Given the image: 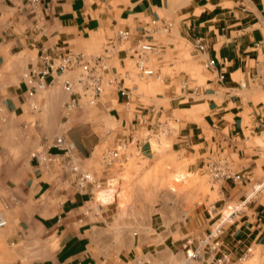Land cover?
Segmentation results:
<instances>
[{"label":"crops","instance_id":"0c3cea01","mask_svg":"<svg viewBox=\"0 0 264 264\" xmlns=\"http://www.w3.org/2000/svg\"><path fill=\"white\" fill-rule=\"evenodd\" d=\"M28 1L0 0V163L7 161L9 167L3 170L17 172L9 176L13 177L12 185L2 188L0 193V211L11 223L3 235L6 242L3 239L0 242V264H178L180 254L195 249L194 244L220 218L226 205L241 203L256 187L259 190L251 196L241 215L225 227L222 241L227 264H235L245 253L253 259H262L264 153L260 149L252 155L248 152L245 141L249 129H245L248 128L245 124L249 120L253 134L263 133L259 125L264 123V102L258 100L264 98V0L195 2L184 14L190 19L178 23L179 30L184 28V40L192 45L197 64L189 63V70L200 66L205 70V84L196 87L203 99L191 107H204L206 112L201 118L192 112L190 120L184 121L171 117L173 123L182 124L174 137L173 152L169 153L176 163L172 169L188 161L190 164L185 167L188 173L210 176L213 158L220 156L231 161L229 169L235 174L241 173L243 180L236 183L210 176L211 183L205 194L199 183L183 181L182 187L190 184L192 190L182 197L164 191L152 201L143 192L139 196V208L134 199L130 201L134 206L112 213H85L78 202L83 203L88 190L75 191L69 198L68 192L62 195L55 190L67 189L70 181L74 183L73 171L77 175L84 173L74 167V158L82 157L78 148L83 144L77 146L74 142L70 153L52 149L59 156L60 167H55L56 163L38 167L36 159V163L30 160L29 166L13 167L11 159L33 148L46 151L55 138L66 139L73 128L87 135L91 133L84 127L88 123L101 130L104 126H99L105 119L117 124L118 133L120 128L130 132L133 140L128 138V143L137 142L138 156L155 159L153 139L148 136L161 131L163 125L169 126V119L162 122L169 109L145 104L154 100L141 88L146 77L136 68L134 48L140 41L152 42L158 47V52L153 54L157 70L149 65L153 61L150 56L147 65L156 75H162L164 69L171 70L167 77L156 76L153 83L163 82L157 99H168L173 105L181 96L178 91L184 88L185 80L181 83V77H188L185 78L188 84H196L197 80L190 79L189 71L179 69L178 62L184 55L181 57L175 49L182 42L171 37L163 43L158 35L160 32L171 34L180 7L189 0L183 4H177L176 0H42L37 7ZM162 15L169 19H163ZM119 30H129L132 36L119 40ZM196 38L206 43L205 54L196 55L193 51ZM67 51L80 52L88 58L105 55L109 65L104 75L108 89L105 88L97 104L85 105L70 115L64 113L68 96L62 87L69 75H54L50 86L37 91L32 98L24 83V75L39 62L42 52L55 57ZM209 59L217 60L215 70L205 67ZM220 73H225L224 81H219ZM146 82L147 86L153 85ZM123 88H128L133 95L130 108L120 95ZM194 89L188 86L184 93ZM147 93L151 94L148 90ZM255 100L259 103L255 104ZM23 125L25 133H19ZM245 160L247 166L243 165ZM125 172V167L105 166L102 175L107 179L122 178ZM56 176L61 177L57 180ZM127 183L121 179L120 188L128 186ZM69 200L77 204L71 210L66 206ZM189 224L192 229L187 228ZM102 232L110 233L112 238L95 237ZM183 264L215 262L205 253L201 260L187 257Z\"/></svg>","mask_w":264,"mask_h":264},{"label":"rangeland","instance_id":"374dc122","mask_svg":"<svg viewBox=\"0 0 264 264\" xmlns=\"http://www.w3.org/2000/svg\"><path fill=\"white\" fill-rule=\"evenodd\" d=\"M166 1V0H165ZM184 0H176L177 4H183ZM204 0H189L188 4L181 6L180 7V12L179 16L176 19V26L171 32V34H167L164 32H160L158 35V38L160 37L161 42H165L168 38L171 37H177L178 40L182 42L180 47H177L175 50L180 51V56L184 58L179 60V69L184 70V71H189L191 73L190 79L197 80L196 84H192L187 82L188 77H181V83H183V80H185L184 88L182 87L178 93L181 95L179 99H177L174 104L172 105L169 100H158L157 99V93L161 92V87H164L163 82H155L156 76H164L167 77L168 73H170L171 70L164 69L162 70V75L157 74L153 78H142L143 85L141 86L142 89H144L145 93L147 94V97H152L154 101H145V104L151 105V104H156L157 106H164L165 109H169V112H165L162 122H166V120L169 121V126L167 127L166 125H163L161 131H157L154 133L153 136H148L150 139H153L152 141V147L153 151L155 152L156 158L155 159H144L141 156H138L137 154V142H134L133 144L128 143L129 141L132 142V138L129 135L130 132L128 130H125L123 128H120V133L117 132V124L114 123L112 124L108 119L104 120L103 125L104 126L101 128V130H96L94 129V126L92 123L85 124L84 127H86L87 135L83 133L79 128H73L71 131L68 132L69 136L65 139L67 144L72 145L74 142L77 144V146L84 145L82 148H78L82 153V157H79V159L74 158L75 163L74 167H78L80 171L84 173H90L95 176L97 180L101 179V182L103 183V189L98 191L96 189H93L91 186H89L87 189H84V191L88 190L89 194L84 195L86 198H84V201L79 203L78 206H82V210H84L85 213L88 212H109L112 213L113 211L116 210H126L129 206H134L131 200L133 201L135 199L136 203L135 205L139 208V196L143 195V192L145 193V198L147 200H152L156 201L159 198V194L164 191H169L175 195H179L182 197L186 193H188L190 190H192L190 187V184H187L186 187H182L183 181H192L195 183H199L201 187V191L203 194L209 190V184L211 183V178L210 176L201 174V173H188L186 171L185 167H188L190 162L184 161L180 162V166L173 170V166L176 164L175 159H173L172 154H169L170 152L172 153V148H173V143H174V137L179 134V132L182 129V124L178 123L175 124L173 123L170 119L173 116L175 119H179L181 121L184 120H190V116L197 115L196 117L201 118L202 113H205L206 110L204 107H191L193 105H198L201 103V99H203L202 96L199 95V92H197L196 87L205 84L206 77L203 76L205 70L202 66L198 67L197 69L190 71L189 70V63L191 65H197L194 61L195 59L192 56V45L184 40L183 36V31L184 28L181 30L178 29V23L179 21L185 20V19H190V16H184V14L188 13L194 6L195 2L201 3ZM190 6V7H189ZM199 10L197 11V13ZM163 19L167 18L165 15L161 16ZM153 19H150L149 21L152 22ZM156 37V36H155ZM184 51V52H183ZM152 57V62L149 64L150 66H153L155 70H157V67L154 66V62L156 61V56L150 55ZM187 78V79H185ZM141 79V78H140ZM149 81L153 83V85H146L145 82ZM147 83V82H146ZM130 85V84H129ZM156 85V86H155ZM188 86L190 88H195L192 91H186L184 93V89H188ZM107 88V87H106ZM108 89V88H107ZM147 90L151 93L148 94ZM184 94V96H183ZM57 96V95H56ZM68 96V95H67ZM202 97V98H201ZM205 99V97H204ZM253 99V98H252ZM254 101V99H253ZM259 102H264V98L258 100ZM255 100V104H258L259 102ZM191 108V109H190ZM187 109H190L189 111ZM139 110V109H137ZM194 110V111H192ZM143 111V110H142ZM74 112V111H73ZM193 112V113H192ZM64 113L65 112L64 109ZM248 114V112H247ZM66 119V118H64ZM173 119V118H172ZM192 119V118H191ZM65 121V120H64ZM106 121V122H105ZM109 121V123L107 122ZM248 123L245 124L248 128L245 127L247 130L248 134V140L245 141V145H247L249 149V153L252 155L254 154V151H257L258 149L262 150L264 153V123L259 125V130L260 132L263 131V133H258V134H253L252 131L253 129L250 127L249 120H247ZM97 122V121H96ZM109 124L108 126L106 124ZM161 125V124H159ZM60 126V132L63 131L62 127L63 125ZM97 127V126H95ZM25 127L24 125L19 129V133H25L24 132ZM112 130L111 132H109ZM137 130V128H136ZM159 130V129H157ZM113 132V133H112ZM72 135H71V134ZM116 133V134H114ZM84 134V135H83ZM129 135V136H128ZM59 137V136H58ZM129 138V141H128ZM56 139V138H55ZM55 139L52 141L51 144L55 141ZM72 140V141H71ZM127 142L128 146L125 150L121 151V156L118 160L115 161L114 165L111 167H125V175L121 177H116V178H103V171L105 170V163H104V156L106 155L107 152L118 149L119 144L121 141ZM49 144V145H51ZM175 149H178V146H175ZM181 150V147H179ZM41 150L40 147L38 148H33L30 151H28L26 154H16L13 156L12 163H14L13 167H26L29 166L30 160L33 162L34 159H32V153ZM59 150V149H58ZM169 150V152H167ZM23 152V151H22ZM60 152V151H59ZM169 154V155H168ZM264 159V155H263ZM36 160H34L35 162ZM220 161H225L226 165L228 167L231 166V161H226L223 157H215L213 158L212 163H217ZM122 162V163H121ZM264 162V161H263ZM262 162V163H263ZM7 161L5 163H0V193L2 188L6 186H11L12 185V179H10V175H17V172H8L7 169L3 170V167H9L7 166ZM36 163V162H35ZM37 166H43L45 167V164H42L40 162L36 163ZM35 164V165H36ZM245 166H247V161H244ZM39 167V166H38ZM55 167H60V162H56ZM109 167V166H108ZM251 167V166H250ZM59 173V172H58ZM183 174V175H182ZM181 176L183 180H176ZM61 176H56V179L58 180ZM73 184H71V181L67 176H65V180H69L70 186L66 188H55L56 192H62V195H64V192H68V198L72 197L75 193V191H81L77 187V183L79 180V175H77L76 171H73L71 174ZM123 179L125 180L128 186L120 188V180ZM114 180V181H113ZM180 182V183H177ZM258 187L255 189L250 190L249 196H252L254 192H256ZM259 190V189H258ZM60 195V193H58ZM91 198V199H90ZM101 200V202L99 200ZM89 203H86L88 202ZM76 203L68 201L66 206L68 207L69 210L73 209ZM235 205V203H232ZM77 206V204H76ZM9 220V227L11 225L10 219ZM218 220V219H217ZM217 220L212 222V227L210 230L205 234L204 237L201 239H204L205 237L208 236L210 231L215 227V224ZM181 225L184 224L185 221H181ZM189 221H186L188 223ZM235 222V220L233 221ZM232 222V223H233ZM231 226L232 224H228ZM227 225V226H228ZM228 226V227H229ZM189 229H192L193 227H190V224L188 225ZM9 228L0 231V242L1 239L5 241V236H3ZM186 229V228H185ZM187 230V229H186ZM109 232V231H108ZM102 232L100 234H97L98 239L103 238V237H108L112 238L110 233ZM2 235V236H1ZM200 241V240H199ZM199 241L194 244L195 249L199 248ZM6 242V241H5ZM171 246V245H169ZM189 253H192V250L189 249ZM109 254H112L109 252ZM204 255V253L202 252ZM249 253H245L238 261H234L235 264H264V256L262 259L256 260L253 259L252 256H248ZM252 254V253H251ZM181 258L180 261H178V264H183L185 261H187L188 257V252L183 255L182 253L180 254ZM248 256V257H247ZM255 256V255H254ZM203 258V257H202ZM192 262V260L190 261ZM229 263V262H228Z\"/></svg>","mask_w":264,"mask_h":264},{"label":"built area","instance_id":"2783aa9c","mask_svg":"<svg viewBox=\"0 0 264 264\" xmlns=\"http://www.w3.org/2000/svg\"><path fill=\"white\" fill-rule=\"evenodd\" d=\"M28 2L30 5L37 7L42 3V0H29ZM131 36V31L119 30L117 39L128 40ZM134 51L137 54L135 64L139 74L146 78L155 77L156 72L147 65V58L150 55L156 54L158 47L152 42L140 41L135 46ZM193 51L196 55L206 53L207 46L202 38L194 39ZM105 59V55L88 58L85 54L74 51H67L55 57L42 52L39 56V62L35 66H32L24 75V83L30 91L29 98H32L39 90H46L50 86L54 75H69L62 83L63 90L68 95V101L64 108L67 115H70L77 109H81L85 105L88 107L95 106L106 88L104 75L108 71L109 65ZM205 67L209 70H215L217 68V60L209 59ZM74 73L76 74V78L75 76L73 78ZM218 79L219 81H224L225 73H220ZM120 95L124 99L125 106L130 108L134 100L130 90L128 88L120 89ZM1 134L0 127V136ZM119 145L118 149L111 150L104 156L106 166H112L120 158L121 151L125 150L128 146L124 140ZM52 149H59L60 151L70 153L74 149V145L67 144L65 138L59 136L52 145L48 146L46 151L32 153V158L46 166L54 164L59 160V156L52 153ZM210 167H212L210 176L214 180H226L237 183L241 182L244 178L241 173H233L225 161L213 163ZM77 184L81 190L87 189L89 186L98 191L103 189V183L90 173H80ZM250 198L251 196H248L244 201L235 205H226L215 227L207 237L199 241V248L196 250L192 249V253L188 251V258L201 260L203 252L212 256L215 264H227V255L223 252L222 241L225 227L241 215ZM8 227L9 220L3 211H0V231Z\"/></svg>","mask_w":264,"mask_h":264},{"label":"bare ground","instance_id":"6f19581e","mask_svg":"<svg viewBox=\"0 0 264 264\" xmlns=\"http://www.w3.org/2000/svg\"><path fill=\"white\" fill-rule=\"evenodd\" d=\"M182 175H183V174H182ZM181 179L183 180V178H181V176H180V177H179L178 179H176V180H178V181H179V180H181ZM182 180H181V181H182Z\"/></svg>","mask_w":264,"mask_h":264}]
</instances>
